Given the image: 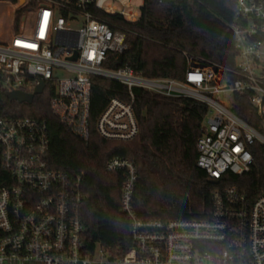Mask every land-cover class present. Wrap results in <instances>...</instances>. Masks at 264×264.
Wrapping results in <instances>:
<instances>
[{"label": "built area", "instance_id": "1", "mask_svg": "<svg viewBox=\"0 0 264 264\" xmlns=\"http://www.w3.org/2000/svg\"><path fill=\"white\" fill-rule=\"evenodd\" d=\"M132 2L0 0L13 6L8 36L0 40V264H264V194L252 199L234 186L217 188L203 217L143 220L134 209L137 169L122 158L104 170L123 176L120 211L131 244L121 252L88 248L80 217L85 174L50 169L45 122L4 116L6 93L33 94L40 83L43 91L50 84L52 114L87 140L92 82L103 80L125 86L129 100L110 99L96 132L105 141L128 143L139 134L134 89L191 99L207 111L195 145L197 167L214 182L247 173L251 146L264 149V0H235L233 67L188 58L180 79L106 67L128 50L124 25L112 19L136 22L140 11ZM22 7L26 15L15 28ZM235 95L247 97L259 128L233 113Z\"/></svg>", "mask_w": 264, "mask_h": 264}, {"label": "trees", "instance_id": "2", "mask_svg": "<svg viewBox=\"0 0 264 264\" xmlns=\"http://www.w3.org/2000/svg\"><path fill=\"white\" fill-rule=\"evenodd\" d=\"M26 11L22 7L15 12V28ZM235 11V0H144L136 22L112 19L124 25L128 50L117 58L111 57L106 67H129L144 76L159 77L149 75L142 67L141 54L148 43L183 57L178 71H166L161 78H182L188 58L233 67L235 41L231 26L238 22ZM133 92L139 134L128 143L105 141L96 132V121L110 99L129 100L125 86L93 80L87 140L76 137L52 114L50 101L54 91L50 84L30 104L2 96L4 116L45 122L50 169L85 174L82 190L86 199L80 217L88 248L100 244L121 252L131 244L127 222L120 211L123 176L104 170L106 163L114 158L128 159L137 169L134 209L143 220L203 217L217 188L234 186L252 199L264 194V149L260 144L251 146L254 162L247 173L228 174L211 181L196 164L195 145L202 134L205 106L191 99L156 97L140 89ZM232 111L259 128L246 96L235 95Z\"/></svg>", "mask_w": 264, "mask_h": 264}, {"label": "rangeland", "instance_id": "3", "mask_svg": "<svg viewBox=\"0 0 264 264\" xmlns=\"http://www.w3.org/2000/svg\"><path fill=\"white\" fill-rule=\"evenodd\" d=\"M144 0H133L132 9L139 14ZM13 6L6 3H0V40H4L9 33L13 21L11 11ZM26 15V12L23 16ZM183 57L172 50L164 49L157 44L148 43L144 52L141 54V63L145 71L152 76L161 78L166 71H178L182 66ZM63 75V74H62ZM207 123V118L202 124Z\"/></svg>", "mask_w": 264, "mask_h": 264}, {"label": "water", "instance_id": "4", "mask_svg": "<svg viewBox=\"0 0 264 264\" xmlns=\"http://www.w3.org/2000/svg\"><path fill=\"white\" fill-rule=\"evenodd\" d=\"M44 83H40L33 94H26L23 92H10L6 93L5 96L10 101H16L18 103H32L34 96L40 95L43 92Z\"/></svg>", "mask_w": 264, "mask_h": 264}, {"label": "snow or ice", "instance_id": "5", "mask_svg": "<svg viewBox=\"0 0 264 264\" xmlns=\"http://www.w3.org/2000/svg\"><path fill=\"white\" fill-rule=\"evenodd\" d=\"M45 15H47V14H45ZM29 47H33L32 45H28ZM236 151H239V148H237V149H235Z\"/></svg>", "mask_w": 264, "mask_h": 264}]
</instances>
